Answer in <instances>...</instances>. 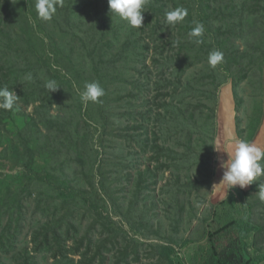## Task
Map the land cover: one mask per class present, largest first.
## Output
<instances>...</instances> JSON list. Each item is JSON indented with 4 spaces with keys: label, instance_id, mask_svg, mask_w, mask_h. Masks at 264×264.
Listing matches in <instances>:
<instances>
[{
    "label": "trees",
    "instance_id": "1",
    "mask_svg": "<svg viewBox=\"0 0 264 264\" xmlns=\"http://www.w3.org/2000/svg\"><path fill=\"white\" fill-rule=\"evenodd\" d=\"M34 2L35 0H0V88H9L18 96L17 105L11 111L0 109V131L11 133L8 136L9 141L21 147L19 163L21 162L27 170L21 180H28V185H33L35 180L31 174L34 169L37 167L38 172L43 166L42 171H48L50 168L46 165L59 160L55 156L52 157V152L62 154L63 147L66 150L73 148L76 160L84 166L87 165L86 158L76 147L83 145V142L87 145V131L89 132L88 126L91 125L85 119L87 125L83 130L82 119L87 116L86 113L91 114L92 109L91 102L87 105L82 103L80 92L86 82L96 80L105 90V95L97 104L100 114L104 113L102 106L105 108L109 104L107 95L111 92L124 93L127 104H130V101L135 103L140 100L149 85H154L157 94L166 98L159 103L153 102L158 108L164 109L163 112H156L155 116L160 124L172 126V130L182 137L186 152L179 153L171 149L166 145L167 141L160 142L156 135L151 139V145L145 138L138 142V146L143 151L147 149L152 152L149 158L155 160L156 169L147 164L143 169H139L138 174L144 179L145 176L153 178L158 176V169L173 167V184L178 183L179 192L183 191L182 189H188L184 194H192L193 189L198 191L201 186L199 181L193 182V176H187V182L181 183V167L185 164L191 167L193 158L202 159V164L207 166L210 164L207 160L212 159L214 152L219 88L227 82L232 83L240 113L244 105L240 94L241 85L247 82L251 87L262 86L263 76L260 74L264 69V0H147L142 13L144 19L141 28L130 27L109 12L108 0H63V7L57 8L50 21L38 19ZM178 6L186 8L188 15L183 22L168 27L165 24V13ZM193 21L203 23L205 27L201 44H195L188 36ZM36 27L46 37L40 38L42 45L48 44L47 41L49 45L53 44L51 55L45 51L44 45L37 48L34 30ZM57 29L60 33L55 35ZM213 49L220 50L224 56L223 62L215 68L207 63V56ZM150 53L151 66L159 76L152 84L147 76L151 75L148 72L151 66L147 62ZM54 59L57 65L52 63L51 60ZM252 69L253 72L249 75ZM196 70L197 73H191ZM27 73L32 74L31 81L24 80ZM47 79L56 80L60 87L48 92L44 87ZM207 87L211 89L207 90ZM32 105L35 106V111L29 114L25 106ZM54 109L57 113L53 112ZM104 117L101 116L103 119ZM260 118L250 140L254 139L259 131L263 111ZM16 119L18 124L8 131L6 124L16 123ZM241 124V119L237 118L239 129ZM195 135L198 138L194 148ZM128 137L132 141L136 136ZM38 146H41L40 149ZM58 148L61 149L60 152L55 151ZM205 150L210 152V158L207 160L205 155H202V152H207ZM44 155L50 160L41 165L39 160H42ZM180 158L182 162H176V159ZM90 162V171L93 173L94 162L91 159ZM98 170L100 175L104 174L100 168ZM63 174V177L58 178L47 172L43 178L39 177L42 184H45L46 179H52L49 177H53V194L48 197L60 200L56 206L57 210L60 207L67 209L63 218L54 220L51 228L43 233V241L49 243L51 233L54 240L58 241L62 236L60 227L69 224V217L82 207L86 208L85 213L96 216L95 213L100 208L105 206L107 210L102 195L108 196L112 204L115 203L113 192L103 185L102 181L101 188L104 193L102 192L101 196L98 194L97 188L88 177L89 173L86 176L87 183L92 186L91 191L86 190L85 186L83 188V184L76 189L68 176ZM126 174L130 176L129 172ZM210 175L211 172L208 177ZM37 178L35 179L39 182ZM142 181L144 182L140 179L132 191L136 197L142 192ZM168 186H171V183ZM167 188L169 189L165 191L170 193L171 187ZM35 191L37 194V190ZM8 192L14 210H22L24 201L27 200V197H22L23 191L17 194V198L12 186ZM172 200L179 202V194H175ZM45 201L47 200L43 199L42 195L37 194V203ZM132 202L134 205V201ZM214 209L207 242L200 245L195 264L259 262L258 258L253 260L250 257V243L247 241L250 232L256 227L247 221L246 215L243 214V211L247 210L248 215H251L254 204H243L240 200L227 198ZM4 214L6 212L0 207L1 254L9 253L13 249L12 242L17 238L16 230L14 233L12 231V221L3 224ZM23 214L21 213L22 217ZM99 215L97 213V217ZM56 243L58 251L54 256V264H71L62 259L66 254L63 252L61 241ZM166 247L169 263L178 264L172 255L173 248ZM25 254L29 255L28 250ZM30 257L20 254L16 261L33 259ZM1 260L2 257L0 264Z\"/></svg>",
    "mask_w": 264,
    "mask_h": 264
},
{
    "label": "rangeland",
    "instance_id": "2",
    "mask_svg": "<svg viewBox=\"0 0 264 264\" xmlns=\"http://www.w3.org/2000/svg\"><path fill=\"white\" fill-rule=\"evenodd\" d=\"M30 22L32 24L31 20ZM34 30L37 48L44 45L45 51L51 55L53 44L49 45V41H47L48 44L42 45L40 38L46 39V37L38 31L37 27ZM55 31V35L60 33L58 29ZM60 35L62 36V34ZM59 44L62 43L59 42ZM151 56L150 53L147 61L150 66ZM51 61L56 64L55 59ZM148 72L151 74H147L151 84L155 83L159 78L157 71L151 66ZM252 72L253 69L249 75ZM191 73H197V70ZM188 74L190 75V73ZM260 76H263L261 88L259 85L251 87L247 82L241 85L240 94L244 105L240 113H238L232 83L227 82L219 88L214 147L219 142L226 151H230V146L224 143L225 138L230 134L253 143L257 141L264 121V69ZM146 89L148 90L144 92L140 100L135 103L130 101V104H127L128 100L124 97V93L111 92L107 95L110 99L109 102L107 101L109 104L105 108L102 106L103 114L99 113L97 105L99 103L91 102L90 109L93 111L91 110V114L86 113L88 117L84 116L82 119L83 130L87 125L85 119L91 125L88 126L89 132L87 131L89 139L86 142L87 145L83 142V145L80 144L76 147L86 158L87 165L84 166L76 160L73 148L66 150L63 147L62 154L58 153L59 155H57L52 152V157L55 156L59 160H55L51 165H46L50 168L48 171H42V166L38 174L37 167L34 169L31 174L35 180L33 185H28V180H21L27 170L21 162L19 163L22 152L20 145L9 141L8 136L11 133L6 134L0 131V207L4 213L6 212L3 216V224L6 225L12 221L14 227L12 231L13 233L14 230L17 232L15 236L17 238L12 242L13 249L7 254L0 253L2 264H54V256L58 251L56 242L58 241H61L64 247L63 252L67 256H61L63 261L71 264H170L166 256V246L173 248L172 255L178 264H195L200 245L207 242L214 208L227 198L240 200L243 204H247V202L254 204L251 215H248L247 210L243 211L247 221L256 227L250 232L247 239L250 243L248 251L253 260L259 259L256 264H264V200L259 199L257 194L260 187L264 186V176L254 180L243 189L237 186L226 194L222 186L215 184L220 181L222 176L218 156L222 155L226 159L227 154H218L214 150L212 159L207 160L210 158V152L205 150L207 152H202V155L204 154L207 162H210L208 166L202 164L200 161L202 159L193 158L191 167L187 164L181 167L182 184L187 182L189 175L193 176V182L197 180L200 183V189L198 191L193 189L192 194H184L188 189H182L183 191L179 192L178 183L173 184L175 181V176L171 173L175 169L173 167L158 169L157 177L145 176V179L140 177L139 169H143L147 164L155 167L156 162L150 160L149 157L152 155L150 150L143 151L138 146L139 141L146 138L150 142L156 135L160 142L167 141L166 145L171 149L179 153L186 152V148L183 146L185 141L182 137L172 130V126L160 124L155 116L156 112H163L164 109L158 108L154 103H159L166 98L157 94L154 85H149ZM209 89L211 87H207V90ZM25 108L29 114L35 111L34 105L25 106ZM85 108L87 107L85 106ZM85 108L83 114L86 112ZM260 109L263 111L261 125L256 137L250 140L257 128V120L261 119L262 111ZM53 112L57 113V110L54 109ZM101 116H105L104 119ZM237 118L242 121L240 129L237 126ZM17 122L16 119V123L6 124L7 130H12L13 126L18 124ZM130 135L136 137L130 141L128 137ZM197 138L198 136L195 135L194 148L197 145ZM258 144L264 147L263 143ZM35 145L37 148L36 142ZM38 147L40 149L41 146ZM59 150L61 149L58 148L55 151L60 152ZM48 159V156L44 155L42 160H39L40 164L44 165ZM90 159L94 162L93 173L90 171L92 167ZM169 162L171 161L169 160ZM176 162L181 163L182 159H176ZM99 168L103 171V175H100ZM47 172L52 176H58V178L63 177V173H65L76 189L82 187L83 184V188L85 186L86 190L91 191L92 186L87 183L86 176L89 173L88 177L97 188L98 194L100 193L101 196L102 192L104 193L101 188L102 181L103 185L113 192L115 203L112 204L108 196L102 195L107 210L104 208L105 206L100 208L97 211L100 215L97 217V213H95L96 216L90 215L85 213L86 208L82 207L80 211L69 217L70 225L67 223L60 227L62 236L58 241L54 240L52 233L49 238L50 243L43 241V233L46 229L51 228L54 220L63 218L67 212V209L61 207L57 210L56 206L60 200L48 197L53 194L51 184L53 177L48 176L52 179H46L45 184H42L39 179V177L43 178ZM126 172H129L130 176ZM209 172H211L210 177H208ZM35 178L40 181L38 182ZM140 179L144 180L140 188L142 192L140 196L136 197L132 191L137 187L136 183ZM169 183L171 186H168ZM10 186L14 189L15 198L22 191V197H27V200L24 201V208L20 211L14 210V207L11 206L8 192ZM167 187H171L170 193L165 191L169 189ZM35 190L47 201L37 203ZM177 193L179 202L172 200V197ZM132 201H134V205L131 204ZM21 213H24L23 217ZM50 244L52 245L51 249ZM36 246L37 251L35 252ZM26 250L29 255L25 254ZM20 254L31 256L33 259L16 261V257Z\"/></svg>",
    "mask_w": 264,
    "mask_h": 264
},
{
    "label": "clouds",
    "instance_id": "3",
    "mask_svg": "<svg viewBox=\"0 0 264 264\" xmlns=\"http://www.w3.org/2000/svg\"><path fill=\"white\" fill-rule=\"evenodd\" d=\"M147 0H108L109 12L125 21L130 27L141 28L143 24V11ZM58 7H63V0H36L35 9L38 19L50 21L57 12ZM188 15V10L178 6L165 13V24L168 27L184 21ZM205 27L203 23L193 21L188 36L195 44L203 43ZM224 59L220 50L213 49L207 56V63L210 67L215 68L222 63ZM33 76L27 73L24 76L25 81H31ZM44 87L50 91L57 90L60 85L54 79H47ZM105 95V90L101 84L96 81L86 82L83 90L80 92L82 103L87 105L89 102L98 103L100 98ZM18 96L9 88H0V109L11 111L17 105ZM224 143L230 146V151H226L221 143H217L214 150L218 154H227L224 159L222 155L218 156L219 167L222 170L220 181L215 185L222 186L226 194L229 190L239 187L241 189L250 185L254 180L264 176V147L257 143L229 135L225 138ZM258 197L264 200V186L258 191Z\"/></svg>",
    "mask_w": 264,
    "mask_h": 264
},
{
    "label": "crops",
    "instance_id": "4",
    "mask_svg": "<svg viewBox=\"0 0 264 264\" xmlns=\"http://www.w3.org/2000/svg\"><path fill=\"white\" fill-rule=\"evenodd\" d=\"M255 143H263V146H264V121H263V124H262V127H261V131H260V134L258 135L257 137V141Z\"/></svg>",
    "mask_w": 264,
    "mask_h": 264
}]
</instances>
